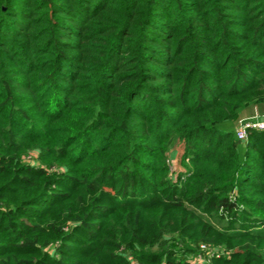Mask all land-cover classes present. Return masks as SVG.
<instances>
[{"label":"trees","instance_id":"obj_1","mask_svg":"<svg viewBox=\"0 0 264 264\" xmlns=\"http://www.w3.org/2000/svg\"><path fill=\"white\" fill-rule=\"evenodd\" d=\"M252 103L264 0H0V264H188L227 239L211 264H264V131L230 126Z\"/></svg>","mask_w":264,"mask_h":264},{"label":"rangeland","instance_id":"obj_2","mask_svg":"<svg viewBox=\"0 0 264 264\" xmlns=\"http://www.w3.org/2000/svg\"><path fill=\"white\" fill-rule=\"evenodd\" d=\"M261 107H262V109H261ZM263 112H264V104L252 103L251 105L244 107L240 110L238 117L230 124V126L234 129V132H235L236 128L239 126L241 121H243L244 119H247V118H254L255 116H263L264 115ZM182 150H183L182 146L179 144V142L177 140H175L173 142V144L171 145L170 157L168 159V165L170 167V171L173 174L174 179L176 178V175L178 172L185 170L186 164L188 162L187 158H185V159L183 158V151ZM35 155H36V152L33 150H30L28 152L21 154L20 159L22 162H26V163H32L33 162L32 164L40 165L41 162L39 160L32 158L33 156L35 157ZM50 169H51V167H50ZM52 170H53V168H52ZM60 213H61L60 211H59V213L56 212V213H54V216H57ZM206 218L209 220V222H212L217 227H219V228L221 227V224H219L216 221L217 215H215V216L208 215ZM165 238L168 239L166 247L171 246L170 248H172L171 244H174V243H176L177 248L183 247L181 244V241H179L177 239V238H180V237H178L177 233L173 232V233L167 234V236ZM233 242L234 241L227 239L226 241H222L217 245L222 246L223 248H225L229 252L230 251L229 248H233V247H230L233 244ZM49 251H51V250L49 249ZM124 254H125V257L129 261L130 264H140L132 256V254H130L128 251H126ZM184 257H185V261L189 264L190 263L189 261H190L192 255L186 254V256H184Z\"/></svg>","mask_w":264,"mask_h":264},{"label":"built area","instance_id":"obj_3","mask_svg":"<svg viewBox=\"0 0 264 264\" xmlns=\"http://www.w3.org/2000/svg\"><path fill=\"white\" fill-rule=\"evenodd\" d=\"M251 131H264L263 116H255L254 118H247L241 121L235 130V136L238 141L245 142ZM231 199H234L232 195ZM228 253V250L220 245L200 244L198 252L191 257L189 264H211L213 258L221 257Z\"/></svg>","mask_w":264,"mask_h":264},{"label":"crops","instance_id":"obj_4","mask_svg":"<svg viewBox=\"0 0 264 264\" xmlns=\"http://www.w3.org/2000/svg\"><path fill=\"white\" fill-rule=\"evenodd\" d=\"M263 107V106H262ZM262 107H261V109H262ZM264 113V112H263ZM264 116V115H263Z\"/></svg>","mask_w":264,"mask_h":264}]
</instances>
